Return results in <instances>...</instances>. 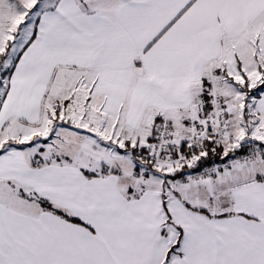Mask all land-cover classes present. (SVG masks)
Listing matches in <instances>:
<instances>
[{
	"label": "snow or ice",
	"instance_id": "6c2138e0",
	"mask_svg": "<svg viewBox=\"0 0 264 264\" xmlns=\"http://www.w3.org/2000/svg\"><path fill=\"white\" fill-rule=\"evenodd\" d=\"M0 264H264V0H0Z\"/></svg>",
	"mask_w": 264,
	"mask_h": 264
}]
</instances>
